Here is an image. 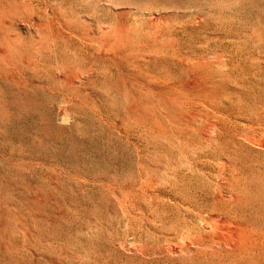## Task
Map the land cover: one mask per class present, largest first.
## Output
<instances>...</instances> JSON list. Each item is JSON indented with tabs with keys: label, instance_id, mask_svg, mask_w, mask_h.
Returning <instances> with one entry per match:
<instances>
[{
	"label": "rangeland",
	"instance_id": "obj_1",
	"mask_svg": "<svg viewBox=\"0 0 264 264\" xmlns=\"http://www.w3.org/2000/svg\"><path fill=\"white\" fill-rule=\"evenodd\" d=\"M0 264H264V0H0Z\"/></svg>",
	"mask_w": 264,
	"mask_h": 264
}]
</instances>
